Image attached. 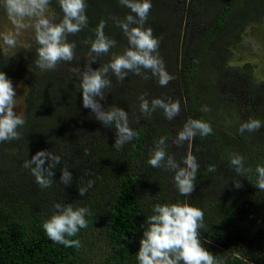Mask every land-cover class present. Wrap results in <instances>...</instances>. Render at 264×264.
Wrapping results in <instances>:
<instances>
[{"label": "trees", "instance_id": "16d2710c", "mask_svg": "<svg viewBox=\"0 0 264 264\" xmlns=\"http://www.w3.org/2000/svg\"><path fill=\"white\" fill-rule=\"evenodd\" d=\"M150 2L152 8L144 27H151L154 37L160 39L158 51L166 70L171 75L172 68L176 70L172 81L177 86L184 126L189 119H201L213 127V134L201 137L197 131L194 138L193 150L203 143L216 163L208 161L199 166L191 196L209 193L210 179L214 177L213 171H208L209 166L218 163L226 166L225 181L217 187L223 192L220 198L214 200L204 194L199 200L205 213L204 226L198 229L201 245L213 247L218 253L222 252L219 247L241 252V257H225L226 252L219 256L212 254L218 264H264V190L257 186L260 177L256 172L258 166H264V83L253 76L249 66L230 64L233 47L243 42L247 26L257 17L264 20V0H187L181 41L168 38V30L173 26L168 19L170 0ZM49 4L55 9L51 25L62 23L65 14L59 0H49ZM86 4L87 25L75 34H65V42L75 45L74 58L58 62L53 70L37 73L23 67L26 58L35 64L39 60L41 45L36 36L12 56L4 54L0 43V72L6 79L21 80L28 85L24 97L25 123L17 128L21 138L0 143V264H91L90 250L98 239L107 247L102 264H140L137 258L140 241L150 228L149 217L157 215L153 206L188 203L196 207L193 197L189 200V196L179 195L174 170L167 165L168 158H172L169 146L172 129L162 118L163 110L156 109L150 115L140 112L141 95L149 100L151 107L152 99L164 98L163 91L169 85L159 86L151 71L143 68L140 75L126 70L123 81L109 69L104 78L111 77L115 85L113 95L109 96L104 88L103 98L96 95L93 100L102 112L124 109L129 127L138 133V138L125 143L120 150L114 146L119 138L116 122L105 124L97 120L96 112L83 106L80 87L83 75H91L131 48L118 23L127 22V15H132L134 21L139 19L119 0H86ZM214 8L217 14L211 26L194 47L190 46L187 27L196 21L195 11L202 9L210 13ZM101 20L106 21L105 36L114 40L115 46L107 54L89 55ZM136 26L129 24L130 28ZM161 51L168 52L170 58ZM72 61L82 70L81 74L72 70ZM235 75L246 78L245 93L253 105L243 123L235 120L241 121L240 106L223 92V88L237 85L232 78ZM205 105L209 112L202 111ZM252 119L262 122L259 130L248 131L259 143L254 152L244 140L247 134L239 131L242 124ZM92 134L107 142L91 140ZM70 135L83 137L85 141L80 159L66 167L62 150L69 148ZM162 137L164 143L160 145ZM54 146L60 149L61 157L53 164L62 165L70 176L67 184L60 180L55 186L42 189L31 184L36 179L32 178L31 168L36 165L18 172L17 162L22 158L31 161L37 152ZM158 147L163 148L166 156L162 167L153 168L147 160ZM237 156L244 158L240 171H237L240 166L231 163ZM239 177L244 180L237 188ZM29 180L30 184L26 185ZM90 180L95 182L94 186L81 196L79 189L87 187ZM3 181L10 187H5ZM56 203L62 208L70 205L73 210L86 207L91 211L90 216L85 215L88 227L77 236H66V239H79V249L54 243L43 230V222L61 212L53 207ZM243 244L253 248L252 255L240 250Z\"/></svg>", "mask_w": 264, "mask_h": 264}, {"label": "clouds", "instance_id": "9594fccd", "mask_svg": "<svg viewBox=\"0 0 264 264\" xmlns=\"http://www.w3.org/2000/svg\"><path fill=\"white\" fill-rule=\"evenodd\" d=\"M60 6L64 12V19L58 25H50L47 19H39L36 24V39L41 45L38 49L39 60L38 67L41 69L53 70L60 61H71L74 58V44L65 42V34H75L87 25L88 18L85 14L87 9L86 0H59ZM135 13L138 21H134L132 15H127L125 20L118 26L128 38V43L132 46L127 49L123 55L115 56L110 63L99 70L91 72V75L85 73L80 85L82 89V100L85 108H91L97 113V119L108 124L115 121L119 138L115 143V148L120 150L125 143L138 138V133L129 127L128 114L122 108H113L109 112L99 111V105L94 102L93 97L102 96V89L110 86V81L104 76L109 69L115 74L119 81H123L127 71H134L140 75L141 68L150 70L153 77L157 79L159 86L167 87L174 79L165 68V63L159 55L160 39L154 37L151 27L145 28L152 4L150 0H119ZM49 0H4V8L9 20L18 29L24 27L22 20L24 17H31L43 13ZM136 23L138 26L129 27V24ZM106 21L101 20L96 28V39L91 44L89 55L107 54L110 48L115 46L114 40H109L105 36L104 29ZM7 45L13 46L15 40L10 35L4 37ZM133 48L135 50H133ZM148 79V77H144ZM16 93L10 80L6 79L3 72H0V143L10 140H19L21 134L17 128L23 126L24 119L16 116L13 112L14 97ZM140 112L150 115L156 109H163L164 115L168 120H172L181 112V103L179 100H165L160 98L152 99L151 107L149 100L144 95L139 97ZM209 112L210 109L205 105L202 109ZM262 127V122L258 119H252L240 126L239 131H256ZM197 131L201 137H207L213 134V127L210 122L201 119H189L184 129L177 135L176 144L187 141L191 145L196 137ZM164 138H160L159 144L163 145ZM46 153L37 152L31 161H25L24 167L31 168L32 174L36 178L37 184L46 189L52 186L53 181L50 177L53 175L51 170L45 175L43 158ZM166 153L163 148L158 147L151 157L147 160L148 165L153 168L162 167ZM59 162V157L56 158ZM242 156H237L231 160L233 165L240 166L237 171L243 167ZM186 168H181L174 176V181L179 195L191 196L195 190L194 181L199 165L196 157L191 151L187 153L184 159ZM167 165L173 169L178 165L174 163L171 157L168 158ZM214 166H209L208 171H214ZM256 172L260 179L257 181L258 188L264 190V166H258ZM70 173L64 170L61 180L68 183ZM94 181H89L87 187L79 189L83 196L89 188L94 186ZM240 187L239 184L236 185ZM53 207L61 210L60 214L54 213L42 224L47 237L54 243L65 247L79 249L81 242L79 239H66L67 237L77 236L81 229L88 227V220L85 215H91V211L86 207H80L73 210L72 206L62 208V205L56 203ZM153 211L157 215L149 217L150 228L144 233V238L140 241L141 248L138 253L140 264H218L214 256L207 251L200 242L198 229L204 226L205 213L202 209L189 205L188 203L156 204Z\"/></svg>", "mask_w": 264, "mask_h": 264}, {"label": "rangeland", "instance_id": "374dc122", "mask_svg": "<svg viewBox=\"0 0 264 264\" xmlns=\"http://www.w3.org/2000/svg\"><path fill=\"white\" fill-rule=\"evenodd\" d=\"M171 4V10H169L168 13V19H170V24L171 26L170 30H168V33L170 37L168 38H173V39H180L184 35L185 31V26L183 27L182 25L185 23L184 22V12L183 9L187 5V0H170ZM55 13L54 6L51 4H48L43 11V13L38 14V15H33L31 17H24L22 20V23L24 27L22 28H17L15 25L12 24L11 20H9L6 10L4 8V0H0V43L3 48L4 54L6 56H12L16 52H18L19 48L27 47L30 43V41L36 36V24L39 19H47L49 21V24H52V19H53V14ZM217 14V10L214 8V12L207 13L206 11L199 9L198 11H195V19L196 21L191 23L187 29L189 33V39H188V44L192 47L195 46L197 39L202 36L207 29L211 26L215 16ZM261 21V22H260ZM10 35L11 38L15 40V44L13 46H9L5 43L4 37ZM181 44V42H180ZM169 45H167L168 47ZM167 50V49H165ZM163 50V51H165ZM193 50V48H192ZM161 51L162 54H167L168 59L170 58V54L168 52H163ZM233 57L231 59L230 64L234 65L235 67H242V66H249V69L252 68V74L253 76L259 80L260 83H264V20H261L259 17L256 18V21L251 23L249 26H247L246 31L244 33V39L243 42L238 45L233 47ZM159 55L160 51H159ZM167 59V60H168ZM25 70H36L37 73H42L46 71V69H41L38 67L37 63H33V61L29 60V58H26L23 64ZM72 70L75 73L81 74V69L77 66V63L75 61H72ZM172 75L176 73V70L172 68L171 70ZM236 81V86L238 88V91L234 88L229 89V88H223L224 94H229L232 96L235 101L238 103L240 106L241 110V121L239 118H236V122L243 123L246 121L248 118V115L250 113V110L253 108V105L251 104V101L248 100L246 96V78L242 76H234L232 77ZM11 81L13 89L16 93L14 97V106H13V112L16 116L24 119V97L26 96V93L28 92V85L21 81V80H15V79H8ZM108 80L111 82L109 87H106L105 92L109 95L112 96L114 93L115 85L113 81L111 80V77L108 78ZM169 88L164 92V98L165 102H169V100H179L178 94L176 92L177 86L174 84L173 81H171L169 84ZM225 86V85H223ZM160 97V95H159ZM181 103V101H180ZM163 110V109H162ZM164 113V111H163ZM183 111L181 108V112L178 116H175L172 120H168L165 115L162 117L167 125L171 127V137L169 139V146H170V153L172 156V160L174 161L175 164L178 165L177 168L173 169L174 171V176L176 173L181 169V168H186V164L184 163V159L187 156V153L191 151L193 155L196 157V162L199 166H204L208 161H213V157L208 153L207 147L203 145V143L199 144L197 146L196 150H193V144H194V139L191 142V145L187 141L181 142L180 144H176L175 141L177 139V135L180 131L184 129V124H183ZM141 117H139V120ZM98 120V119H97ZM95 119V122H97ZM234 124V123H233ZM247 134V135H246ZM244 135L247 137L244 138L245 142L248 144V146L252 149V151H257L258 150V145L257 144V138L253 136H249L248 131H244ZM98 136V137H97ZM91 140H103L105 143L107 142L106 139L101 138L97 134H92ZM69 141V148L64 147L62 150L63 153V160L65 162V166L68 167L69 165H72L73 163H76L77 160L80 159L82 155L81 145L82 142H84L83 137H77L76 135H70L68 137ZM115 146V145H114ZM264 146V142H263ZM45 152L47 155L46 157L43 158V169L45 172V175H47L48 171L51 170L53 175L50 177V179L53 181L52 186H55L58 184L61 180V177L64 172V168L60 164H53V161H56L57 157H61L60 154V149L54 147H50L45 150H41ZM39 151V152H41ZM46 161V163H45ZM216 163V162H214ZM25 164V159L22 158L18 160L17 162V170L18 172L25 169L24 167ZM219 165H215L213 175L214 177L210 179V186H209V193L206 192L204 193L207 196H211L214 200H218L223 193L221 189L217 188L218 183L222 182L224 183L225 177L223 175V171L225 169V165H222L218 163ZM36 165V164H35ZM52 165V166H51ZM17 174V173H15ZM32 178H35L33 175ZM237 181L239 185H242L243 180L241 177ZM1 180H4L1 178ZM33 185H36L40 187L36 179L35 181H32ZM221 183V184H222ZM26 185L30 184V180L25 182ZM3 185L5 187H10L8 184H6L5 181H3ZM4 188V187H3ZM19 189V188H18ZM204 194H196L194 197L189 196V200L191 197H193L192 201L193 204L198 206V208L201 209V206H199V200ZM207 251H209L211 254H215L216 256L221 255L222 252H226L227 257L228 255H233V256H238L241 257V252L236 253V252H228L227 250L220 248L222 252L218 253L217 251L214 250L213 247H204ZM241 251H245L247 255H252L253 253V248L250 247V245L243 244L242 248H240ZM107 252V247L106 244L98 239L94 246H92L90 250V261L91 264H102L103 262V255H105ZM183 262V261H182ZM255 264V263H253Z\"/></svg>", "mask_w": 264, "mask_h": 264}]
</instances>
